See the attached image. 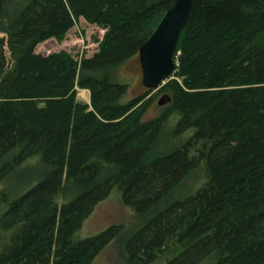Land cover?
Here are the masks:
<instances>
[{"label":"trees","instance_id":"1","mask_svg":"<svg viewBox=\"0 0 264 264\" xmlns=\"http://www.w3.org/2000/svg\"><path fill=\"white\" fill-rule=\"evenodd\" d=\"M171 2L0 0V264H91L120 226L75 234L113 188L152 212L125 264H264V0H193L168 103L144 119L154 90L125 100L119 69ZM79 18L104 31L91 56L35 52ZM170 119L174 141L191 134L156 153ZM200 164L194 192L156 209Z\"/></svg>","mask_w":264,"mask_h":264},{"label":"rangeland","instance_id":"2","mask_svg":"<svg viewBox=\"0 0 264 264\" xmlns=\"http://www.w3.org/2000/svg\"><path fill=\"white\" fill-rule=\"evenodd\" d=\"M12 8H9L10 11ZM103 32L104 31L96 25L86 22L83 18H79L75 25L65 34L64 39L58 41L54 38H50L43 41L36 46L35 52L42 55H48L63 50L69 52L76 59H80L82 56L89 57L97 50L98 44L96 40L101 39ZM1 36H3L2 33H0V37ZM119 76L123 82L129 84L124 95L125 100L145 91L146 88L141 83V68L138 55L132 57L119 69ZM170 78L171 77L168 79ZM156 92L157 89H154L150 94L152 100L146 114L144 115V119L158 116L168 103L166 102L164 105H158V101L163 97V94ZM77 99L89 103L88 91L86 89H77ZM174 124L175 121L173 122V119H170L164 127L160 138L154 146L156 153L167 152L170 149L177 147L191 134V130H188L178 136L180 137L178 140L174 141V139L177 138V136L173 135ZM32 163H34V160L27 162L28 165H31ZM204 179L203 166L200 164L180 185V187L171 192L156 207V209H160L163 204H168L174 199L181 198L184 195L194 192V189L199 186ZM151 213L152 212H133L122 203L120 192L116 188H113L108 197L101 201L94 208L91 215L84 220L75 236L78 239H83L96 235L109 226L119 225L120 231L118 234L93 259L91 264H125V243L145 223V221L151 217Z\"/></svg>","mask_w":264,"mask_h":264},{"label":"water","instance_id":"3","mask_svg":"<svg viewBox=\"0 0 264 264\" xmlns=\"http://www.w3.org/2000/svg\"><path fill=\"white\" fill-rule=\"evenodd\" d=\"M192 6L193 0H172L155 30L140 46L137 55L141 68V83L146 89H157L173 74L177 44ZM166 102L168 98L163 96L158 105H164Z\"/></svg>","mask_w":264,"mask_h":264}]
</instances>
